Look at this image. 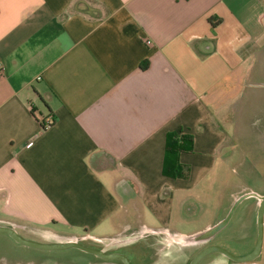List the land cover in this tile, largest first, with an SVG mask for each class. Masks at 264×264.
I'll return each mask as SVG.
<instances>
[{
    "label": "crops",
    "instance_id": "1",
    "mask_svg": "<svg viewBox=\"0 0 264 264\" xmlns=\"http://www.w3.org/2000/svg\"><path fill=\"white\" fill-rule=\"evenodd\" d=\"M0 62V225L22 237L148 234L177 256L264 196L226 184L264 179V0H0ZM169 133L192 138L186 179L162 175ZM257 200L224 245L242 246Z\"/></svg>",
    "mask_w": 264,
    "mask_h": 264
},
{
    "label": "rangeland",
    "instance_id": "2",
    "mask_svg": "<svg viewBox=\"0 0 264 264\" xmlns=\"http://www.w3.org/2000/svg\"><path fill=\"white\" fill-rule=\"evenodd\" d=\"M257 152V151H256ZM260 152V151H259ZM255 154V151L253 152ZM254 169L256 166H246V169ZM259 170L262 171L263 168L257 167ZM256 168V169H257ZM255 177V178H254ZM250 176L248 177L245 181L237 182V181H229L227 184V187L230 188L231 190H243L244 188H251L254 189L258 192H264V180L261 177L257 176ZM258 178V179H257ZM250 179V180H249ZM214 183V181H213ZM214 187H216L218 190L223 189V186H221L220 183H214L210 185V188L208 190V196L202 198L201 200V205H202V213L204 212H211L213 208H215L216 202L215 200V195L221 191H216L214 190ZM228 189V188H227ZM227 190L226 194L229 193L231 190ZM249 190V189H247ZM223 193V192H222ZM221 193V194H222ZM215 194V195H214ZM218 196V195H217ZM214 200L212 201V199ZM208 222L207 218L201 217L199 219V222H195L193 225H190L185 228V232H192L193 230H197L199 226L202 228L204 224ZM224 232L222 231L219 233L216 237L213 239L209 240L208 242L204 243H190L187 239H185L184 244H185V261L183 264H188L189 259L193 255H195L197 252H199L201 249H203L205 246L209 244H214V242H221L224 244ZM241 231H237V234L240 235ZM145 235L148 234H143L142 237H145ZM150 238V237H149ZM152 239V238H150ZM135 238L123 240L121 244H119V241H110L106 242V248L109 250L112 249H119L118 247H125L126 245H130L132 242H134ZM162 242V241H161ZM253 244V241L252 243ZM166 245V246H164ZM162 249H166L165 252L168 254V243L166 241L162 242L160 245ZM242 251L241 246H236ZM262 251H263V256L260 257V261L262 264H264V240L262 241ZM96 257L94 255L85 253L83 251H80L78 249H68V250H54V251H43V250H38L34 248H25L23 249L22 246L19 244L15 243L9 236L0 234V264H87L88 261L94 260ZM165 259H167L165 257ZM198 264H230L228 258L225 256L218 254V253H213L205 258H203Z\"/></svg>",
    "mask_w": 264,
    "mask_h": 264
},
{
    "label": "water",
    "instance_id": "3",
    "mask_svg": "<svg viewBox=\"0 0 264 264\" xmlns=\"http://www.w3.org/2000/svg\"><path fill=\"white\" fill-rule=\"evenodd\" d=\"M249 197H255L259 200V209H258V214H257V239H256L254 249L249 254L239 257V256L233 255L231 252H229L227 249L221 246L211 245V246L205 247L199 253H197L193 257V259L190 261L189 264H198L203 258L213 253L221 254L237 264H247L248 262L254 261L259 256L261 248H262V241H263L262 236H263L264 196H259L253 193L246 194L240 197L239 199H237L232 205V207L230 208L225 218L222 219L220 222H218L217 224L213 225L212 227L200 233H197L185 239H187L192 244L193 243L195 244L204 243V242H208L209 240L213 239L215 236L219 234V232H221L227 226L237 205L242 200L249 198ZM0 234H5L9 236L15 243L25 246V247H29V248H34V249L43 250V251L78 249L86 253L93 254L97 257L103 258V259H108V260L119 259L124 264H129L128 258L126 256L122 254H117V253L105 254L101 250L94 249V248L82 245L81 243H78L79 239L63 241L60 243H39V242H35V241L22 237L13 227L1 226V225H0Z\"/></svg>",
    "mask_w": 264,
    "mask_h": 264
},
{
    "label": "flooded vegetation",
    "instance_id": "4",
    "mask_svg": "<svg viewBox=\"0 0 264 264\" xmlns=\"http://www.w3.org/2000/svg\"><path fill=\"white\" fill-rule=\"evenodd\" d=\"M256 203H258V206H257V211L255 213L254 222L250 225L246 224L243 229V234L245 235V238L241 241L242 242L241 249H243L242 251H240L238 247L234 245H230V243L227 246V245H224L225 243L222 244L221 242H216V243L214 242V244H209L205 247H208L211 245H218V246H221L227 249L233 255L239 256V257L249 254L254 249L256 239H257V214H258V209H259V200H257ZM262 238L264 240V215H263V236ZM138 239L137 241H135V243H131L130 245H126L125 247H118L119 249L116 248L112 250H109L108 248H106L105 244H101V245L89 244L86 240H83V239H79L78 243H81L82 245H85V246H88L94 249L101 250L105 254H115V253L122 254L128 258L129 264H178V263L181 264L182 260L185 259V244L182 246L180 245L178 247L179 255L176 256L173 254H167V252H165V249H162V247H160L162 243L157 242V241H152V239H150L149 236L147 235H145V237L140 236ZM252 241H253V244H251ZM195 255H193L191 259H189L188 264L190 263V261L193 259ZM262 256H263V251L261 248L259 256L254 261L248 262L247 264H262L260 261V257ZM95 257L96 258L94 260L88 261L87 264H124L119 259L108 260V259H103L97 256ZM165 257L167 259H165ZM228 260L230 264H237L231 261L230 259Z\"/></svg>",
    "mask_w": 264,
    "mask_h": 264
},
{
    "label": "trees",
    "instance_id": "5",
    "mask_svg": "<svg viewBox=\"0 0 264 264\" xmlns=\"http://www.w3.org/2000/svg\"><path fill=\"white\" fill-rule=\"evenodd\" d=\"M192 138L169 133L166 136L162 175L171 179H186L188 168L178 162V155L191 151Z\"/></svg>",
    "mask_w": 264,
    "mask_h": 264
},
{
    "label": "built area",
    "instance_id": "6",
    "mask_svg": "<svg viewBox=\"0 0 264 264\" xmlns=\"http://www.w3.org/2000/svg\"><path fill=\"white\" fill-rule=\"evenodd\" d=\"M146 44H149L147 41ZM2 73V65L0 62V74ZM53 123V119L50 116H47L43 121L41 122V129L42 130H47ZM32 145V142L28 143L27 147H30Z\"/></svg>",
    "mask_w": 264,
    "mask_h": 264
}]
</instances>
